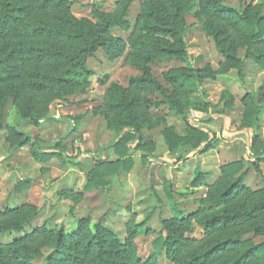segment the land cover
Here are the masks:
<instances>
[{"label":"rangeland","instance_id":"rangeland-1","mask_svg":"<svg viewBox=\"0 0 264 264\" xmlns=\"http://www.w3.org/2000/svg\"><path fill=\"white\" fill-rule=\"evenodd\" d=\"M156 2L68 0L66 12L77 20L87 19L93 25L97 24L94 12L120 14L125 8V25L110 28L104 35L109 47L98 48L86 57L84 71L77 75L72 86L62 87L60 98L46 91L53 62L36 61L30 53H25L23 61L13 64L15 73L29 72L31 75L13 82H0V214L24 206L37 210L35 218L21 231L0 234V245L21 240L34 230L55 232L62 229L65 234H72L85 219L90 230L100 223L112 230L120 243L125 242L130 229L137 227L132 253L134 259L144 261L152 253L153 241L163 234L161 220L172 219L173 207L185 216L196 212L201 200L207 197L209 187L217 181L223 165L243 160L244 170H248L245 185L252 191L262 188L264 162L259 164L260 172H256L246 158L251 154L250 139L254 133H257V141L264 142V112L256 132L252 129L249 134L241 127L242 96L249 92L256 100L264 98V71L245 57L243 47L237 46L236 53L243 62V76L238 77L234 64L227 63L217 53L212 38L207 35L197 1H190L193 7L184 17L187 65L192 69L208 66L215 76L205 79L188 99L201 106L207 105V111H193L192 117L194 124L214 134L213 147L205 153L189 154L184 160L179 158L187 149L170 153L160 135L161 129L165 126L185 136L186 124L170 114L164 96L152 87L130 86L129 79L140 76L141 72L133 62L128 44L140 14ZM224 2L241 10L246 5L264 3V0ZM54 14L58 13L51 7L40 11L38 16L52 20ZM38 42L34 38L24 40L26 49L37 46ZM55 46L63 56L76 51V47L61 42ZM139 62L168 94L173 92L164 77L184 64L174 57ZM115 85L129 88L138 97L141 110L136 120L142 139L131 146L134 153L128 172L109 178V185L103 188L84 192L87 174L96 164L117 160L113 149L105 148L122 125L118 109L109 107L112 104L109 92ZM43 116L47 117L43 119ZM206 117L210 120L203 121ZM16 127L26 134L27 140L24 145L13 148V143L20 138L13 131ZM53 143L58 144L49 147ZM37 147L44 152H61L62 160L38 155ZM198 169L206 174L208 187L194 189L190 186ZM32 213L29 210L28 214ZM184 236L201 240L205 231L194 224L193 231ZM254 240L258 243L263 238ZM51 252L50 248L42 249L32 264H47ZM158 264L173 263L162 252Z\"/></svg>","mask_w":264,"mask_h":264},{"label":"trees","instance_id":"trees-1","mask_svg":"<svg viewBox=\"0 0 264 264\" xmlns=\"http://www.w3.org/2000/svg\"><path fill=\"white\" fill-rule=\"evenodd\" d=\"M190 1L157 0L145 8L128 44L133 62L141 72L140 76L129 79L130 86L152 87L164 96L170 114L187 126L185 136H179L165 126L160 131L170 153L187 149L180 160L189 154L207 152L215 142L210 130L193 123L192 112L207 111V105L201 106L188 99L205 79L215 76L208 66L192 69L187 65L183 32L186 30L184 17L193 7ZM195 1L217 53L227 63L234 64L238 77L241 79L243 76V62L236 53L237 46L243 47L245 57L264 71V3L246 5L238 10L224 0ZM67 3L68 0H0L1 83L31 75L29 72L15 73L13 64L23 61L30 53L36 61L53 62V73L47 77L46 91L54 98H60L63 96L62 87L72 86L77 75L84 71L86 57L93 55L98 48L109 47L104 35L110 28L125 25V8L120 14L94 12L97 24L93 25L87 19L77 20L70 16L66 12ZM51 7L58 13L52 15V20L38 16L40 11ZM25 38L38 39L39 44L26 49ZM59 42L76 47V51L63 56L55 46ZM171 57L184 67L175 68L165 75L164 80L173 88V92L168 94L139 61ZM109 98L112 99L109 107L118 109L122 117L121 128L105 147L113 149L117 160L96 164L87 174L84 192L103 188L109 185V178L128 172L134 153L131 146L142 139L136 120L140 118L141 110L138 97L129 88L115 85L109 92ZM242 104L241 129L249 134L252 129L256 132L264 112V98L256 100L254 94L245 92ZM208 120L209 117L203 119ZM13 131L20 138L12 147L24 145L26 134L18 127ZM257 137V133L251 137V154L246 159L256 172H260L259 164L264 162V142L257 141ZM36 152L62 160L61 152H44L39 147ZM247 171L243 160L223 165L217 181L209 187L207 197L201 200L196 212L185 216L173 207L172 219L161 220L163 234L153 241L152 253L144 261L134 259L132 253V239L137 227L130 229L125 242L120 243L112 230L100 223L90 230L88 221L84 219L72 234H65L62 229L55 232L34 230L21 240L0 245V264H32L44 248L52 249L46 259L47 264H158L162 252L173 264H264V184L261 189L252 191L245 185ZM205 176L204 172L196 170L190 186L194 189L208 187ZM168 197L171 199L170 195ZM29 210L33 213L28 214ZM36 212L35 208L24 206L0 214V234L21 231L35 218ZM194 224L205 231L203 239L185 238L186 233L193 231ZM255 238H263V241L257 243Z\"/></svg>","mask_w":264,"mask_h":264}]
</instances>
